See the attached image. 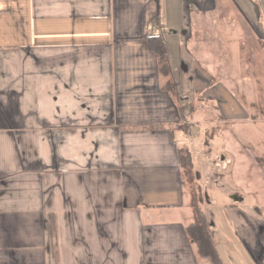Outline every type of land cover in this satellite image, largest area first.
<instances>
[{"label": "crops", "instance_id": "obj_1", "mask_svg": "<svg viewBox=\"0 0 264 264\" xmlns=\"http://www.w3.org/2000/svg\"><path fill=\"white\" fill-rule=\"evenodd\" d=\"M263 53L264 0H0V264H213L181 148L201 183L231 160L202 206L221 264H264Z\"/></svg>", "mask_w": 264, "mask_h": 264}, {"label": "trees", "instance_id": "obj_2", "mask_svg": "<svg viewBox=\"0 0 264 264\" xmlns=\"http://www.w3.org/2000/svg\"><path fill=\"white\" fill-rule=\"evenodd\" d=\"M150 43L151 45L153 44V49L158 58L159 72L164 76H168L169 68L164 42L159 36H156L150 40ZM168 85L170 86L169 82L166 83V86ZM178 113L180 117H183V110L181 107H178ZM183 131L187 133L188 127L187 129H183ZM178 160L182 171L181 176L182 174H186V176H189V179H191L190 181H198L199 174L194 170V164L188 148H181L178 150ZM202 202L203 200L199 194H195L193 197L191 196L194 221L187 227L186 232L191 241L196 244L198 253L201 257L209 259L213 264H221L212 239V226L204 215Z\"/></svg>", "mask_w": 264, "mask_h": 264}, {"label": "rangeland", "instance_id": "obj_3", "mask_svg": "<svg viewBox=\"0 0 264 264\" xmlns=\"http://www.w3.org/2000/svg\"><path fill=\"white\" fill-rule=\"evenodd\" d=\"M221 11V15L224 19H229L231 18L229 11H227L226 7H222V9H220ZM264 55V53H263ZM262 62H264V59L260 62L259 60V83L257 85V88L254 90V96L256 97V101H252V99H249L247 102H252L250 104H252V106H248V107H244L245 111L250 114L253 117H257L259 119H264V74H261V64ZM244 85H246L245 83H243ZM249 95H252V92H249ZM180 107V106H178ZM182 108V107H181ZM183 110V108H182ZM195 120L199 119V116H194ZM182 124L179 126V128L182 129H189V123L187 121L188 118H185V116L183 115L182 117ZM264 123L259 122L258 124H253L249 129H247L246 133H249L251 136V144L252 146L256 147L261 144H259V142H261V139H259V134L258 133H264ZM197 134V133H196ZM178 136H180V133H177ZM201 134H198V136H200ZM201 138V136H200ZM203 140V139H202ZM200 144H203V141H201ZM202 145V146H203ZM205 153V152H204ZM182 180L184 181L185 184V188L187 190V192L189 193L190 196H195L199 194V196L202 198L203 202H202V206L205 203L204 202V195L207 194V190L209 189L208 186L204 185L203 183H201L200 181H190L191 179H189V176H186V174H182ZM212 189V188H210ZM215 194V193H213ZM213 204H211L209 207L211 209V211L214 214H217V205L218 204H222V202H228V200L224 197V195H222L221 193L216 191L215 196L213 197Z\"/></svg>", "mask_w": 264, "mask_h": 264}, {"label": "built area", "instance_id": "obj_4", "mask_svg": "<svg viewBox=\"0 0 264 264\" xmlns=\"http://www.w3.org/2000/svg\"><path fill=\"white\" fill-rule=\"evenodd\" d=\"M230 162L231 160L225 156H216L213 160H208L207 166L209 169L202 175L203 184L219 187L221 185V175L227 169Z\"/></svg>", "mask_w": 264, "mask_h": 264}]
</instances>
